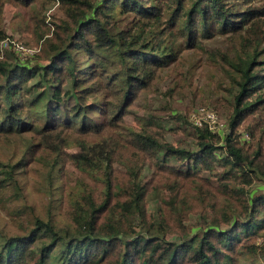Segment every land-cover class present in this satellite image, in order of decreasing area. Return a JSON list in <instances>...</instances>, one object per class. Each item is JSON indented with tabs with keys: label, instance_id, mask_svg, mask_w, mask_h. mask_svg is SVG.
<instances>
[{
	"label": "trees",
	"instance_id": "16d2710c",
	"mask_svg": "<svg viewBox=\"0 0 264 264\" xmlns=\"http://www.w3.org/2000/svg\"><path fill=\"white\" fill-rule=\"evenodd\" d=\"M67 1L65 17L34 29L33 48L0 41L40 46L24 61L10 46L0 50V143L26 141L2 184L16 185L29 159L45 170L51 200L67 178L66 223H57L52 205L46 216L16 208L21 232L0 231V264H243L251 255L264 263V196L250 190L264 184V0H244L243 11L227 0ZM116 4L147 26L131 33L110 25ZM218 38L232 43L217 60L228 86L219 103L230 114L225 136L190 121L194 151L168 142L157 117L127 123L138 95L181 63L179 41L187 51ZM70 147L78 152L66 153ZM66 162L82 174L74 187ZM150 192L156 211L148 209Z\"/></svg>",
	"mask_w": 264,
	"mask_h": 264
},
{
	"label": "rangeland",
	"instance_id": "374dc122",
	"mask_svg": "<svg viewBox=\"0 0 264 264\" xmlns=\"http://www.w3.org/2000/svg\"><path fill=\"white\" fill-rule=\"evenodd\" d=\"M227 1L234 3L235 8L241 11L244 10V0ZM67 2V0H31L28 6L17 4L14 0L0 2V41L9 37L21 40L31 47L35 44L34 29L44 27L42 25L44 18L50 24L54 16L65 17L66 12L72 8L71 5H67ZM85 9L86 7L83 8V12ZM127 10H130V7H123L119 4H116L114 9L111 8L110 25L116 29L132 28L131 33H137L144 26H147L146 21L142 20L140 16L129 14ZM162 18V24L166 25L169 19L168 16L165 14ZM39 47L35 49H40ZM177 48L182 49L181 55H179L181 63L174 64L164 73L154 90L142 92L138 95L130 113L126 116V121L135 125L138 119H143V116H145V120L147 116L157 117L158 124L166 131L165 139L168 142L174 145L183 143L185 147L196 151L198 148L194 136L195 129L190 121L192 122L193 115H196L200 109L216 113L222 136L229 132L230 114L225 107L220 106V102L226 95L225 87L228 88V86L227 83H223V68L217 60H221V55L228 53L230 49L232 50V43L227 38H218L206 41L201 45V49L194 48L184 51L179 41ZM104 53L108 56L114 55L113 52L108 50ZM25 63L32 66L34 59L33 62L28 63L27 61ZM217 109L220 114L216 112ZM179 116L189 120L190 124L180 121ZM248 137L246 133L243 134L241 139L249 142L250 137ZM25 143L24 139L16 136L8 142L0 143L1 184L4 178L3 169L22 155ZM76 152H78V149L74 147L66 150L68 154ZM176 167L180 170L184 168L182 164H176ZM66 168L69 175L68 182L71 187H74L82 174L74 164L66 162ZM22 171L16 174V185L8 180L6 184H2L4 186L0 184V231L8 235H16L21 232L18 226L20 225V216H16L15 209L26 204L34 206L37 213L42 216L47 215L48 207L52 205L57 223L59 225L65 224L67 219L62 211V197L67 178L61 177L60 183L57 184V188L54 190L56 196L51 200L45 192V170H40L39 165L29 159ZM145 175L150 178L151 170L145 168ZM201 176L204 181L211 179V174L207 171H202ZM250 190L253 191V195L264 196V184L257 183ZM75 191L74 188L70 189L71 194ZM148 204L149 211L158 209L155 194L152 192L148 195ZM198 221L197 216L191 217L190 225L193 229V235L201 233L198 228ZM167 237L169 240L174 239L171 235ZM262 241H264V232L258 236V243ZM243 264L264 263L251 255L244 260Z\"/></svg>",
	"mask_w": 264,
	"mask_h": 264
},
{
	"label": "built area",
	"instance_id": "2783aa9c",
	"mask_svg": "<svg viewBox=\"0 0 264 264\" xmlns=\"http://www.w3.org/2000/svg\"><path fill=\"white\" fill-rule=\"evenodd\" d=\"M8 46L14 48L20 54L23 61L27 60V58L30 55L37 52L36 49L34 50L28 49L16 41H9V40H5L0 44V50L2 51L4 48ZM193 117H192V122L197 127H202L203 125H207L210 131H212L213 133H221V127H219V123H218V116L216 115L215 112L206 111V109H200V111L196 113V115H193Z\"/></svg>",
	"mask_w": 264,
	"mask_h": 264
}]
</instances>
